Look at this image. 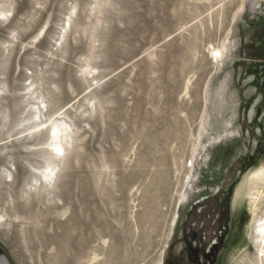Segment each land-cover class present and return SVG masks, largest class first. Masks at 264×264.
<instances>
[{
	"label": "rangeland",
	"instance_id": "obj_1",
	"mask_svg": "<svg viewBox=\"0 0 264 264\" xmlns=\"http://www.w3.org/2000/svg\"><path fill=\"white\" fill-rule=\"evenodd\" d=\"M38 87L73 132L52 183L37 180L46 135L15 126ZM6 113L0 250L11 264L186 263L194 233L219 240L218 264H249L264 0H0Z\"/></svg>",
	"mask_w": 264,
	"mask_h": 264
},
{
	"label": "bare ground",
	"instance_id": "obj_2",
	"mask_svg": "<svg viewBox=\"0 0 264 264\" xmlns=\"http://www.w3.org/2000/svg\"><path fill=\"white\" fill-rule=\"evenodd\" d=\"M224 50L225 47L222 49L213 48V58L217 61L221 60ZM33 87L35 86L32 85L29 88ZM30 97L33 98L32 100L34 101L35 108L32 107V109H34L31 111L30 115L19 120L15 126L17 129L18 126L25 127L27 123H32L31 126L26 127L28 132L31 130L35 131L30 133V135H35L37 137L46 135L47 139L43 144L52 150V154L46 153L45 165L38 169L41 175L37 180L42 178L52 183L57 179L59 172L63 169L64 160L70 152L67 146L71 145L73 132L65 121L64 114L62 118H52L49 112L47 97L39 87L32 89ZM1 121H5L6 123L9 122V115L6 113L0 116V122ZM4 123L2 127L5 126ZM191 161L190 167L188 165L186 166L187 176L190 175L193 169V160ZM1 173L2 175L6 173V177L8 178L12 177V171L2 170ZM246 183L248 200L251 203L252 209V224L249 240L252 244L251 247L253 252L248 253V260L249 264H264V168L262 167L257 170ZM4 218L5 213L2 211L0 213V222H2Z\"/></svg>",
	"mask_w": 264,
	"mask_h": 264
},
{
	"label": "flooded vegetation",
	"instance_id": "obj_3",
	"mask_svg": "<svg viewBox=\"0 0 264 264\" xmlns=\"http://www.w3.org/2000/svg\"><path fill=\"white\" fill-rule=\"evenodd\" d=\"M219 246V240L209 246V244L199 240L194 233L192 243L188 244L186 263L180 260L177 264H218Z\"/></svg>",
	"mask_w": 264,
	"mask_h": 264
},
{
	"label": "water",
	"instance_id": "obj_4",
	"mask_svg": "<svg viewBox=\"0 0 264 264\" xmlns=\"http://www.w3.org/2000/svg\"><path fill=\"white\" fill-rule=\"evenodd\" d=\"M0 264H11L6 254L0 250Z\"/></svg>",
	"mask_w": 264,
	"mask_h": 264
}]
</instances>
